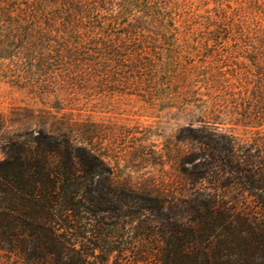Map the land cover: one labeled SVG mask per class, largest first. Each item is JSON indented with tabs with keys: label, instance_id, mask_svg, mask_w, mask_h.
<instances>
[{
	"label": "rangeland",
	"instance_id": "1",
	"mask_svg": "<svg viewBox=\"0 0 264 264\" xmlns=\"http://www.w3.org/2000/svg\"><path fill=\"white\" fill-rule=\"evenodd\" d=\"M150 1L137 4L152 18L139 21L150 35L140 42H119L117 26L115 44L56 37L23 57L11 51V15L0 9V160L18 134H66L103 161L114 187L158 199H219L264 220L227 175L205 173L187 138L188 125L205 121L231 135L238 152L264 148V0ZM159 13L163 20H154ZM134 231L119 228L124 238L114 247L132 249L136 263L158 244L131 239ZM0 264L24 263L0 251Z\"/></svg>",
	"mask_w": 264,
	"mask_h": 264
},
{
	"label": "trees",
	"instance_id": "2",
	"mask_svg": "<svg viewBox=\"0 0 264 264\" xmlns=\"http://www.w3.org/2000/svg\"><path fill=\"white\" fill-rule=\"evenodd\" d=\"M139 1L152 3L0 0V9L11 15V51L23 57L56 37L77 46L99 37L115 44L112 30L117 26L123 29L119 42H140L150 35L139 21L152 18L140 10ZM1 22L6 21L0 20V49ZM160 32L165 36L167 31L161 27ZM187 129L205 173L227 175L228 184L264 212V148L248 146L238 152L231 135L205 121ZM4 154L0 251L24 264H137L130 260L132 249L114 247L115 238H124L119 233L124 226L135 230L131 239L147 237L145 243L158 244L139 264H264L263 219L219 199H158L114 187L103 161L66 134L41 129L18 134L6 141Z\"/></svg>",
	"mask_w": 264,
	"mask_h": 264
}]
</instances>
